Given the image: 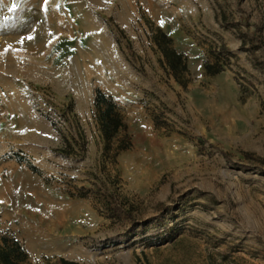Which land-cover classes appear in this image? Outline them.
<instances>
[{
	"label": "rangeland",
	"instance_id": "obj_1",
	"mask_svg": "<svg viewBox=\"0 0 264 264\" xmlns=\"http://www.w3.org/2000/svg\"><path fill=\"white\" fill-rule=\"evenodd\" d=\"M96 88L122 109L117 154ZM78 131L85 149L59 153ZM1 235L27 264H264V0H0Z\"/></svg>",
	"mask_w": 264,
	"mask_h": 264
},
{
	"label": "trees",
	"instance_id": "obj_2",
	"mask_svg": "<svg viewBox=\"0 0 264 264\" xmlns=\"http://www.w3.org/2000/svg\"><path fill=\"white\" fill-rule=\"evenodd\" d=\"M150 40L160 55L159 61L161 65L178 84L185 86L189 74L187 58L183 52L174 46L172 37L160 27H155L150 35ZM242 43H245L244 40ZM223 54H230V52L221 45V50L214 54V60L203 63L205 74L215 75L224 69L226 59ZM93 117L103 142L104 152H108L112 148L114 141H116L114 154L130 146V140L126 134L122 138H118L120 132L126 129L121 107L110 94H107L99 88L94 90ZM63 141V146L57 151L64 156H70L77 151H83L85 149V137L81 131L76 132V135L70 138L64 137ZM101 203L112 213L111 215L118 212L115 206H113L112 200L107 195H105ZM26 260L27 253L17 239L6 235L0 236V264H27ZM61 264L80 263L62 259Z\"/></svg>",
	"mask_w": 264,
	"mask_h": 264
},
{
	"label": "snow or ice",
	"instance_id": "obj_3",
	"mask_svg": "<svg viewBox=\"0 0 264 264\" xmlns=\"http://www.w3.org/2000/svg\"><path fill=\"white\" fill-rule=\"evenodd\" d=\"M15 7H16V5H15V3H13L12 8H15ZM27 39H32V37L29 36V37H27ZM5 51H8V49H5Z\"/></svg>",
	"mask_w": 264,
	"mask_h": 264
}]
</instances>
